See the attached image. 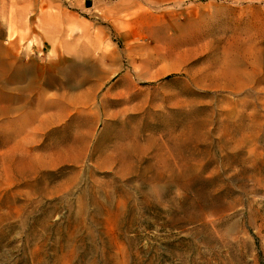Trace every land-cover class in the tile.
<instances>
[{
	"label": "rangeland",
	"instance_id": "1",
	"mask_svg": "<svg viewBox=\"0 0 264 264\" xmlns=\"http://www.w3.org/2000/svg\"><path fill=\"white\" fill-rule=\"evenodd\" d=\"M0 264H264V0H0Z\"/></svg>",
	"mask_w": 264,
	"mask_h": 264
}]
</instances>
